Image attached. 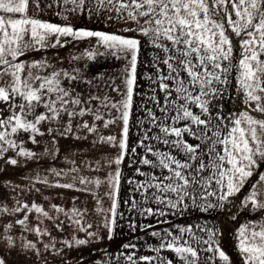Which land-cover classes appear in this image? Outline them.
I'll use <instances>...</instances> for the list:
<instances>
[{
  "label": "snow or ice",
  "instance_id": "obj_1",
  "mask_svg": "<svg viewBox=\"0 0 264 264\" xmlns=\"http://www.w3.org/2000/svg\"><path fill=\"white\" fill-rule=\"evenodd\" d=\"M53 5L55 15L65 21L71 15L86 14L105 26L54 23L38 15ZM114 24L120 27L109 30ZM84 41L88 47L69 53L67 66L47 55L49 48ZM144 45L151 48V59L143 62L148 84L139 93L144 97L140 104L144 115L136 117L139 139L130 145V119ZM37 51L45 55L25 59ZM102 58L126 62L119 83L117 76L100 68ZM233 87L242 97L235 92L229 95ZM110 91L118 93L119 99L109 95ZM226 97H235L237 104L242 100L246 107L233 111ZM253 111L264 114V0H0V158L12 165L19 163L18 157L36 158V151L24 145L26 140L38 145V136L51 138V147L46 143L43 153L53 158L61 152L58 137L91 140L88 149L104 144L118 148L114 156H85L81 161L91 173L107 167L106 175L84 174L72 154H66L64 160L71 167H51L45 175L36 173L31 177L35 183L29 187L39 192L35 184L41 183L91 194L94 211L104 213L109 238L116 228L126 158L134 173L144 177H128V183L134 184L130 191L141 197L140 202L135 197L130 204L125 201L130 213L138 210L141 216H155L156 223L160 218L168 223L170 215L189 211L218 210L233 220L238 208L264 213V116ZM117 121L122 125L119 135L102 133V128ZM138 147L143 148V154L137 152ZM88 149L78 147L75 151ZM145 165L148 171L142 167ZM103 185L108 187L105 195L111 198L107 209L98 198ZM71 199L70 208L51 203L46 209L34 200L14 199L12 206L0 203V217L23 211L19 218L3 223L0 248L8 254L17 249L35 252L38 257V242L24 233L34 232L43 243V237L51 232L40 224L49 219L63 230L61 215L74 228L70 238L60 241L61 246L87 244V237L97 234L89 231L91 224L85 221L88 209L77 207L78 196ZM33 211L37 223L30 225L29 213ZM17 225L19 235L13 231ZM129 227L135 231L136 221L130 220ZM139 227L151 225L141 223ZM174 228L152 230L158 244L146 247L156 253L172 250L178 262L163 255L124 253L127 264H201L202 250L211 253L204 264H237L219 243L221 230L215 225L209 227L205 222L194 230L192 225L177 224ZM78 231L85 236H78ZM235 246L239 264H264V215L239 224ZM43 247L55 253L61 250L54 242L43 243ZM0 264H8L2 254Z\"/></svg>",
  "mask_w": 264,
  "mask_h": 264
},
{
  "label": "rangeland",
  "instance_id": "obj_2",
  "mask_svg": "<svg viewBox=\"0 0 264 264\" xmlns=\"http://www.w3.org/2000/svg\"><path fill=\"white\" fill-rule=\"evenodd\" d=\"M56 7H53L48 10L47 12H41L38 15L43 19H48L54 23H66L70 22L77 26H89V27H98L102 28L105 25L103 22L97 23L95 18L90 20L88 16L85 14L80 16L79 14H74L69 16V19L65 21L61 16L55 15ZM120 27V25H113V27L109 30H115L116 28ZM88 47L87 41L76 43L70 42L69 44L65 45L63 48L55 49L49 48L47 50V55L50 59L56 60L58 65L67 66V57L69 53H71L74 49L76 51H80L83 48ZM57 53L59 56L65 57L64 61H60ZM45 53L43 51H37L34 54L30 53L25 59H40L43 57ZM126 63L123 59L115 60L109 58L104 60L103 58L99 61V66L101 69L107 71L109 75L117 76V83L120 82L119 74L121 70V66ZM115 99H119L118 93L109 92ZM242 107H246L241 102L240 104ZM113 114L115 112L113 111ZM107 115V113H106ZM264 116V115H260ZM86 119L91 120L90 116H86ZM98 123L102 124V121ZM114 127H117V124H111L107 128H102L101 131L103 134L107 135L109 133L117 135V132L112 131ZM37 139L40 141L38 145H34L31 141L25 142V147L31 148L38 154L36 158L25 159L24 157H18L19 163L16 165H12L7 162L6 158H0V203H7L9 206H12L15 200H27L31 203L33 200L39 204H42L46 209L49 207L51 203H57L64 205L65 207H72V196H78L79 200L76 202L77 207L80 208H87L88 211L84 214L85 221L91 224V228L89 231L95 232L96 236L87 237L88 243L84 245H76L73 244L71 247L68 246H61L60 241L65 238H70L74 228L72 225L68 223V221L64 218L63 215L59 217L61 221H63V230L56 228L54 226V222L49 219L43 220L40 224L41 228L47 227L51 232V236L45 235L43 237V243H55L57 248H60L59 253L53 252L51 248L45 249L43 247V243L39 241V238L36 234L33 233H24V235L28 239L36 240L38 242V246L40 248V255L37 257L35 252L31 254L25 253L22 250L17 249L13 251L11 254H8L3 248H0V254L4 255L8 260V264H62L63 262H71L73 263L76 258L79 257L81 259L87 257H92L95 253L102 251L105 247L108 246H115L117 245L118 239H111L108 241V231L107 228L104 227L103 220H104V213L100 212L97 213L94 211L95 200L89 193L85 192H76L74 190L60 188V187H49L47 185L36 183L35 187L39 188L40 191L37 192L35 189L29 190L31 184L35 183L31 177H33L36 173H40L41 175H45L47 173V169L51 167L56 168H69L71 164L64 160V156L66 154H72V158L76 160V163L84 169V164L81 161L84 160L85 156L91 157L93 159L98 158L103 154H107L109 156H114L117 154V148L110 147L107 144L104 145H97L95 148L88 149V145L91 144V140L85 141H74L71 137H58L60 142L61 152L59 157L53 158L50 155H45L43 153V147L47 143L49 147H51V138L48 136L40 137L38 136ZM85 148L88 149L87 151L81 153L76 152L77 148ZM9 155H15L14 152H9ZM113 170L115 165L112 166ZM261 170H264L262 168ZM107 167L100 172V173H91L84 169V174L86 175H106L107 174ZM10 182V183H5ZM250 187V185H249ZM107 185H103L100 189V197L102 196L103 192L107 191ZM106 202L108 201L105 198ZM93 203V204H92ZM231 207V205L229 206ZM23 215V211L20 213H15L12 216L8 217H0V229H2V225L6 220H15ZM234 215L236 219L233 220L231 217L225 218L224 223L222 226H219L220 231V239L223 243V248L226 252L230 255V258L236 260L239 264V257L237 255V249L235 246V229L239 227V224L245 223L247 220H257L264 215V213L260 212H252L251 210L245 211L243 209H237ZM101 220V221H100ZM37 223V214L33 211L29 213V224H36ZM13 231L19 235L21 232V228L17 225ZM78 236L84 237L85 233L82 231H78L76 233ZM52 237H55V241L52 240ZM98 237V238H97ZM89 253V254H86ZM91 253H94L93 255ZM102 257V256H101ZM74 258V259H71ZM84 259L83 263L92 262L90 259ZM78 261V262H80ZM77 262V261H75ZM95 264V261H94Z\"/></svg>",
  "mask_w": 264,
  "mask_h": 264
},
{
  "label": "crops",
  "instance_id": "obj_3",
  "mask_svg": "<svg viewBox=\"0 0 264 264\" xmlns=\"http://www.w3.org/2000/svg\"><path fill=\"white\" fill-rule=\"evenodd\" d=\"M150 51H151V48L147 45H144L143 49L141 51V54H140V58H139L140 63L138 64L137 71L140 74V78L137 82V87L135 89L137 95L134 96V110L132 113V118L130 119V125H131L130 133H129L130 145L135 143L136 140L139 139L138 126L136 124V117H141L144 115L142 109L140 108V104L144 100V97L139 95V93L144 91L147 87V84H148V81L146 79H144V77H143V73L146 70V66L143 62L145 60L151 59V57L149 56ZM147 70L152 71L151 68H148ZM231 92H235L237 95H240L242 97V93L238 92L235 87H233L231 89L229 95H231ZM225 99H226L228 108H231L233 111H235L237 108H243L240 105L242 100L239 104H237L235 97H232V99H230V100L227 97ZM147 106L151 107L152 105H151V103H148ZM225 114H227V113H225ZM253 114L257 115V116L264 115V114L259 113L258 111H253ZM116 124H117V127H114V129H112V131L117 132V135H119L120 127L122 125L119 121H117ZM189 139H191V138L189 137ZM193 142H195V141H193ZM146 143H147V141H146ZM152 143L155 144V141H153ZM137 152L139 154H143L144 150H143V148L138 147ZM117 153H118V148H117ZM148 155L151 158V154H148ZM129 156H131V153H129ZM142 167L144 168L145 171L149 170V167L146 165L142 166ZM122 168H123V174H122L121 185H120V189H119V193H118V218H117V222H116V228H115V232H114L113 237L109 238V236H108V241H111V239H113V238L118 239L117 245L111 246V247L110 246L105 247L104 249H102V251H99L95 254L91 253L92 255L93 254L94 255L92 257H89V258L87 257L88 255H86L85 257L92 260V262L83 263L82 261L86 258L81 259L77 256V257H75L76 259L73 260L74 261L73 263H71V262L64 263L63 262L62 264H94V261H95V264H127L125 256L123 255L124 253H134L136 256H139V255H152V256L163 255L169 259H172V260L178 262V258L172 250L163 249V250H161L160 253H156L152 249H149L148 247H146L147 244H153V245L158 244L157 237H154L150 234L152 230L159 231L163 228H168V227H172L173 230H176L174 228V226L177 224L192 225L193 229L196 230V226L198 224L203 225L205 222H207L209 227L215 225L217 228H219V226L220 225L222 226V224L224 223V216L221 215L218 210L211 212V213L199 212V211H189V212H185L183 215H180V214L170 215L168 217V223H165L163 218H160L161 219L160 223H156L157 218L155 216H141L138 210L135 213H130L129 208L125 205V201H128L130 204L132 198L135 197L137 199V201L140 202L141 197H140L139 192L130 191V189L134 187V184L128 183V177L129 176H135V179H137V180L144 179V177L134 173V169L128 164L127 158L123 162ZM107 191H108V189H107ZM106 192L104 191L102 196L100 197V195H99V197H98L99 199L102 200L103 207L105 209L109 208L110 204H111V198L109 196L105 195ZM89 195H91V194H89ZM105 198L108 200L107 202H106ZM93 206H95V208H96V204H93ZM151 206L155 207L156 205L152 204ZM121 213L123 214L122 218L120 217ZM130 220L136 221L135 231H133L129 227ZM141 223H143L144 225H151V227L150 228L145 227V228L141 229L139 227V225ZM219 235H218V240H219V243L221 244V246L223 247V243H222ZM128 243L137 244V245H139V247L135 248V249L124 247V245L128 244ZM86 254H89V253H86ZM209 255H211L210 252H208L206 250L201 251V254H200L201 264H204L206 258ZM71 259H74V258H71ZM218 259L219 258L217 257V260ZM80 260H82V261H80ZM75 261H77V262H75ZM78 261H80V262H78ZM137 264H148V262L138 261ZM153 264H155V261L153 262ZM207 264H212V262L207 261Z\"/></svg>",
  "mask_w": 264,
  "mask_h": 264
}]
</instances>
